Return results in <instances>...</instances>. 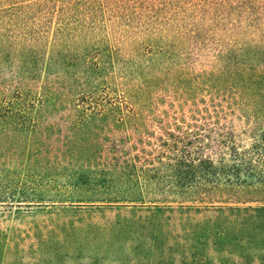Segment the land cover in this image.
I'll return each instance as SVG.
<instances>
[{"label": "trees", "instance_id": "obj_1", "mask_svg": "<svg viewBox=\"0 0 264 264\" xmlns=\"http://www.w3.org/2000/svg\"><path fill=\"white\" fill-rule=\"evenodd\" d=\"M84 212L264 264V0H0V264Z\"/></svg>", "mask_w": 264, "mask_h": 264}, {"label": "rangeland", "instance_id": "obj_2", "mask_svg": "<svg viewBox=\"0 0 264 264\" xmlns=\"http://www.w3.org/2000/svg\"><path fill=\"white\" fill-rule=\"evenodd\" d=\"M121 215L84 212L44 219L49 232L39 264H168L154 258L159 244L137 219Z\"/></svg>", "mask_w": 264, "mask_h": 264}]
</instances>
